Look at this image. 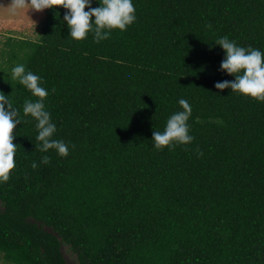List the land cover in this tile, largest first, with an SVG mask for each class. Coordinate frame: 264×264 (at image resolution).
I'll use <instances>...</instances> for the list:
<instances>
[{"label":"trees","instance_id":"16d2710c","mask_svg":"<svg viewBox=\"0 0 264 264\" xmlns=\"http://www.w3.org/2000/svg\"><path fill=\"white\" fill-rule=\"evenodd\" d=\"M133 4V24L100 43L91 32L71 38L66 10L54 6L36 39L0 47V91L23 120L13 129L15 168L0 183V259L264 264V102L214 87L234 79L219 71L216 40L264 52V0ZM20 63L48 90L52 138L69 145L66 157L36 147L22 109L37 98L10 78ZM180 99L194 139L156 150L152 133L182 110Z\"/></svg>","mask_w":264,"mask_h":264},{"label":"clouds","instance_id":"9594fccd","mask_svg":"<svg viewBox=\"0 0 264 264\" xmlns=\"http://www.w3.org/2000/svg\"><path fill=\"white\" fill-rule=\"evenodd\" d=\"M98 7H93V0H12V10L28 8L34 11H42L54 6H62L66 11L63 20L67 23L69 36L76 41L83 40L89 32L93 33L96 43L109 38L111 31L118 29L121 32L137 19L133 0H97ZM87 8V10H85ZM94 18V19H93ZM224 52L219 71L234 76L233 80L216 82L214 87L221 92L230 89L231 93H237L250 97L259 102H264V52L252 47H243L227 36L215 41ZM10 78L27 89L32 97L26 99L23 104V114L35 121L38 142L36 147L42 153L54 150L61 157L69 153V145L63 140L53 139L57 131L56 124L52 122L51 114L46 110L45 100L48 90L43 86L42 78L30 70H26L23 63L16 64L10 70ZM181 111L169 116L163 131H153V147L156 150L169 151L178 144L188 145L193 141L189 134L188 120L192 114V108L187 100L178 101ZM23 123L19 109L13 107L9 95L0 91V183L10 178L11 171L15 168V154L17 144L13 143V129ZM203 155V153H198ZM50 157L43 155L41 164H48ZM32 168H37L34 161Z\"/></svg>","mask_w":264,"mask_h":264},{"label":"rangeland","instance_id":"374dc122","mask_svg":"<svg viewBox=\"0 0 264 264\" xmlns=\"http://www.w3.org/2000/svg\"><path fill=\"white\" fill-rule=\"evenodd\" d=\"M12 0H0V47L9 38L36 39L45 19L46 10H12ZM0 264H4L0 259Z\"/></svg>","mask_w":264,"mask_h":264}]
</instances>
